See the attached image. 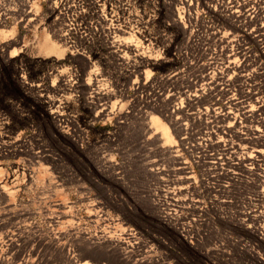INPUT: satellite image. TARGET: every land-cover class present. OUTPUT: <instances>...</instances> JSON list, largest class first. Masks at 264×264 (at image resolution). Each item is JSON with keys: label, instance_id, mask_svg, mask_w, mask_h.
Masks as SVG:
<instances>
[{"label": "rangeland", "instance_id": "374dc122", "mask_svg": "<svg viewBox=\"0 0 264 264\" xmlns=\"http://www.w3.org/2000/svg\"><path fill=\"white\" fill-rule=\"evenodd\" d=\"M190 1L0 0V264H264V143L243 140H264V40ZM133 34L156 58L138 71L112 44Z\"/></svg>", "mask_w": 264, "mask_h": 264}, {"label": "bare ground", "instance_id": "6f19581e", "mask_svg": "<svg viewBox=\"0 0 264 264\" xmlns=\"http://www.w3.org/2000/svg\"><path fill=\"white\" fill-rule=\"evenodd\" d=\"M212 6H213V10L216 11L217 7L218 6H221V4L223 3L224 0H208ZM220 1V5H219V2ZM228 4H230L229 8H228V13L230 14V16L232 18H235L237 17L236 14H238V17H243L244 19H248L249 17H253L254 16L256 17L255 19H257V22L254 24L253 26V29H252V32L256 33V36L257 37H261L263 40H264V21H262V16L264 15V11L262 10H259L257 11V8L254 7V6H250L251 5V2L254 1V0H227ZM262 3H264V0H260ZM105 2L106 0H95V2L93 3L95 5V7L97 6L98 8H104L105 6ZM179 3L180 5H184L185 7H188V9H192L194 8L193 7V2L189 0H179ZM245 3V4H244ZM245 5V6H243ZM244 7H246L245 9H243ZM179 9H176V14H177V19H176V22L179 24V25H184V19H183V15H185V12L183 10L182 7H179ZM196 8V7H195ZM210 8V6H209ZM54 9V7H53ZM197 9V8H196ZM195 9V10H196ZM3 12H1V4H0V26H2L3 24H5V21L7 20V16L5 14V10L2 9ZM182 10V11H181ZM102 11V10H101ZM192 15H195V19L196 17L198 16V14L196 12H194L193 14H190L189 13V18L191 19L193 17L194 19V16ZM254 19V20H255ZM30 21H35V19H29L28 22ZM186 26L184 25V28ZM112 29V33L114 34L115 33V30L117 29V31L119 30L120 32H122L123 34H128L129 31H121L119 28H110ZM186 29V28H185ZM206 30L209 29V27H206L205 28ZM68 30H66L67 32ZM133 30H131V32L129 33V39H130V36H131V33H132ZM10 32V31H9ZM11 33H13V31H11ZM135 33V32H134ZM10 34L8 35L7 34V31H0V43H3L5 42L6 38L9 37ZM224 36V35H223ZM221 36V41L223 39H226V40H223L226 44V47H230V49L234 46V44L236 43V41L233 40V37L232 38H229V37H223ZM133 37H135V35L133 34ZM215 37H217V35H215ZM214 37V38H215ZM51 37L46 35L44 36V39H43V42L40 43L38 46H37V55L38 56H42L44 58H49V57H55V58H62L65 54V49L62 48V46H64V43L65 45L67 46L68 49H70L72 47V45H69L70 44V40H69V37H68V34L66 33L64 36H55L54 37V40L50 39ZM136 37H135V41L133 40H129L128 41H124V40H115L112 42V44H115L117 45L116 47L119 49V46H122L123 48L119 49V51H124V49L126 50H130V52L133 54V58H136V61L134 63V68L138 71L139 70V63L142 64L143 66L145 67H150L151 65H153L156 61V58L152 55H149V54H145L146 52L143 50L145 48H142L141 45H142V41H136ZM62 42V46L61 45H58L59 42ZM144 41H147L148 43L146 44V46L150 45V40L149 39H146ZM16 42V41H15ZM11 43V42H10ZM8 43V44H10ZM13 44V42L11 43ZM10 44V45H11ZM16 45V44H15ZM119 45V46H118ZM7 46V44H6ZM9 46V45H8ZM67 51V50H66ZM145 54V55H144ZM11 57L16 55V49H13L10 54H9ZM10 57V58H11ZM231 65H233L232 67L230 66H226L224 71L221 72V73H216V74H213L212 78L215 79L218 75H220L221 77H231L233 74H234V69H235V63H229ZM93 76V74H91L90 76V79L89 81H91V77ZM21 80H25L24 77L21 76ZM91 83V82H90ZM90 83H88V85H90ZM92 85V84H91ZM90 85V86H91ZM70 87V86H69ZM68 87V88H69ZM71 89V88H70ZM69 91V90H68ZM100 92V91H99ZM101 95V94H100ZM103 99V98H102ZM107 99V98H106ZM174 107V110H178L180 107H176V106H173ZM207 108H205L206 110ZM102 111H104V109H102ZM57 113L56 112H53V114L55 115ZM104 113V112H103ZM231 114V113H225L224 115H222V118L227 122V118H228V115ZM107 115V114H106ZM105 115V116H106ZM102 116V115H101ZM237 127L236 126V123L235 122H232V123H228L227 122V128L228 130L231 132V133H236L237 130L235 129H232L233 127ZM144 128V127H143ZM155 129V130H158V132L160 133V138L161 140H163V143L164 145H172V142H173V138H172V135L168 129V127L162 123L158 118H153L152 121H151V127H149L147 130L149 129ZM128 131V130H127ZM145 133V132H144ZM254 135V134H253ZM262 137L263 136H252L251 137H248V138H244L243 140L247 139L248 141L250 142H257L260 144H263L264 143V140H262ZM249 142V143H250ZM256 146V145H255ZM230 148H233V147H230ZM255 152V150H254ZM255 153H258L257 156H264V151L262 150H259ZM250 156V155H249ZM241 157V156H240ZM253 157V156H252ZM248 158V157H247ZM251 158V157H250ZM236 159H239V158H236ZM242 159V158H241ZM249 159V158H248ZM240 163V162H239ZM238 163V164H239ZM181 169V168H180ZM184 169V168H183ZM103 245V244H102ZM108 245V244H107ZM91 246V245H89ZM93 246V244H92ZM106 246V245H105ZM110 246V245H109ZM95 248V247H93ZM96 248H98L96 246ZM106 248H109L108 246L103 248V249H106ZM101 249V250H103ZM92 250V248L90 249ZM100 250V251H101ZM94 251V250H93ZM96 251V250H95ZM104 251V250H103ZM68 257V256H67ZM126 258V257H125ZM68 259V258H67ZM72 259V258H71ZM83 259V257H81V260ZM124 259V258H123ZM82 262V261H81ZM75 263V262H73ZM76 264V263H75ZM79 264H89L87 262H83V263H79Z\"/></svg>", "mask_w": 264, "mask_h": 264}]
</instances>
